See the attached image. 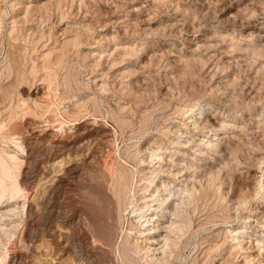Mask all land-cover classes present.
<instances>
[{
  "label": "rangeland",
  "instance_id": "obj_1",
  "mask_svg": "<svg viewBox=\"0 0 264 264\" xmlns=\"http://www.w3.org/2000/svg\"><path fill=\"white\" fill-rule=\"evenodd\" d=\"M0 134L24 189L3 207L0 254L18 264H147L145 245L155 264H264V0H0ZM124 183L154 200L143 226L128 196L119 221ZM192 184L195 199L175 194ZM90 220L118 222L119 247Z\"/></svg>",
  "mask_w": 264,
  "mask_h": 264
},
{
  "label": "bare ground",
  "instance_id": "obj_2",
  "mask_svg": "<svg viewBox=\"0 0 264 264\" xmlns=\"http://www.w3.org/2000/svg\"><path fill=\"white\" fill-rule=\"evenodd\" d=\"M51 51V50H50ZM49 54V53H48ZM58 60V59H57ZM5 90V89H4ZM3 96V95H2ZM45 98V97H44ZM1 102H3V101H1ZM62 117V116H61ZM60 118V117H59ZM88 118V117H87ZM48 119V118H47ZM61 119V118H60ZM70 119V118H69ZM38 120V119H37ZM95 120V119H94ZM47 122H48V120H47ZM57 122H60V121H57ZM62 122H63V120H62ZM56 123V122H55ZM78 123V122H77ZM90 123V122H89ZM88 123V124H89ZM62 124V123H61ZM74 124V123H73ZM81 124V123H80ZM11 125V124H10ZM39 125V124H38ZM49 125V124H48ZM65 125V124H64ZM63 125V126H64ZM68 125V124H67ZM56 126V125H55ZM17 127V126H16ZM60 127V126H59ZM104 127V126H103ZM47 128V127H46ZM54 128V127H53ZM99 128V127H98ZM62 130H63V128H61ZM68 129V128H67ZM92 129V128H91ZM73 130V129H72ZM95 130V129H94ZM103 130H104V128H103ZM34 131V130H33ZM57 131V130H56ZM64 131V130H63ZM62 131V132H63ZM71 131V130H70ZM89 131V130H88ZM91 131V130H90ZM43 132V131H42ZM39 133V134H43V133ZM65 133H66V130L64 131ZM75 132V131H74ZM78 132V131H77ZM30 133V132H29ZM28 133V134H29ZM70 133V132H69ZM90 133V132H89ZM107 133V132H106ZM56 134V133H55ZM59 134V133H58ZM64 134V133H63ZM72 134V133H71ZM1 135V134H0ZM29 135H31V134H29ZM32 135H33V132H32ZM54 135V134H53ZM53 135H52V137H53ZM83 135H85V134H83ZM101 135V134H100ZM34 136V135H33ZM50 136V135H49ZM65 136V135H64ZM76 136V135H75ZM79 136V135H78ZM62 137V136H61ZM106 137H107V135H101V137L100 138H102L104 141H105V139H106ZM45 138V137H44ZM63 138V137H62ZM62 138H61V141H62ZM76 138V137H75ZM80 138H81V135H80ZM27 139V138H26ZM77 139V138H76ZM56 140V139H55ZM64 140V139H63ZM75 140V139H74ZM98 140H101V139H98ZM102 140V141H103ZM23 141V140H22ZM79 141V140H78ZM101 141V142H102ZM26 142H28L29 143V141L27 140ZM77 142V141H76ZM21 143V142H20ZM25 143V142H24ZM48 143V142H47ZM30 144V143H29ZM111 144V143H110ZM107 145V144H106ZM26 146V145H25ZM24 146V147H25ZM57 145L56 144H54V148L56 147ZM72 146V145H71ZM23 147V148H24ZM77 147V146H76ZM64 148H68L70 151H72L73 149H71V148H69V146L68 145H65L64 146ZM25 150H26V147L24 148ZM23 149V150H24ZM60 149V148H59ZM101 149V148H100ZM45 150V149H44ZM80 150V149H79ZM99 150V149H98ZM26 152V151H25ZM80 152V151H79ZM78 152V153H79ZM99 152V151H98ZM109 152V151H108ZM1 153V152H0ZM92 153V152H91ZM85 154V153H84ZM90 154V153H89ZM100 154V153H99ZM13 155V154H12ZM111 155V154H110ZM46 156V155H45ZM63 156V155H62ZM69 156V155H68ZM94 156V155H93ZM14 156H10V158H13ZM15 157H18V156H16V154H15ZM24 157V156H23ZM81 157V156H80ZM79 157V158H80ZM108 157V156H107ZM19 158V157H18ZM63 158V157H62ZM82 158V157H81ZM110 158V157H109ZM64 159V158H63ZM62 159V160H63ZM87 159V158H86ZM100 159H101V157H100ZM13 160V159H12ZM20 160V159H19ZM19 160H18V162H19ZM43 160V159H42ZM65 160V159H64ZM89 160V159H88ZM91 160V159H90ZM104 160V159H103ZM41 161V160H40ZM9 161L7 160V158L5 157V156H0V226L2 225V224H4V222L2 221L3 220V218H4V216H6L7 217V215H8V213L9 212H15L14 210L16 209V208H6V209H3V207L4 206H9L10 205V203L12 202V201H14V200H16L20 195H21V193L23 192V187H22V185H20L19 184V179L17 178V177H15V176H13V174H12V172H11V168L13 167H11L10 168V166H9V163H8ZM21 162V161H20ZM64 162V161H63ZM71 162V161H70ZM80 162V161H79ZM25 163V162H24ZM51 163V162H50ZM76 163V162H75ZM95 163V162H94ZM97 163H99V162H97ZM144 163H145V161H144ZM20 164V163H19ZM53 164V163H52ZM71 164V163H70ZM82 164V163H81ZM101 164V163H100ZM105 164H107V163H105ZM13 165H15V164H13ZM18 165V164H17ZM31 165V164H30ZM42 165V164H41ZM46 165V164H45ZM49 165V164H48ZM98 165V164H97ZM20 167H21V165H19ZM52 166V165H51ZM58 166H59V164H58ZM69 166V163H68V165H67V167ZM106 166V165H105ZM41 167V166H40ZM92 167V166H91ZM101 167V166H100ZM100 167H97V168H99V170H100ZM53 169H55L54 167H52ZM51 168V169H52ZM94 168H95V166H94ZM102 168H104V167H102ZM101 168V171H102V178L107 182L108 180H110L109 178H108V176H110V175H108V171H106V170H108V168H106V169H102ZM16 169V168H15ZM49 169H50V167H49ZM19 170V169H18ZM27 170V169H26ZM63 170V169H62ZM13 171H14V169H13ZM21 171V170H20ZM52 171V170H51ZM64 171V170H63ZM68 171H69V173H73L74 171H75V168H71V167H69L68 168ZM24 172V171H23ZM108 172V173H107ZM15 173V172H14ZM59 173V172H58ZM16 174H18V173H16ZM57 174V173H56ZM80 174V173H79ZM114 174V173H113ZM119 174V173H118ZM117 174V175H118ZM21 175V174H20ZM54 175V174H53ZM231 175V174H230ZM57 176H59V174L57 175ZM69 176V175H68ZM71 176V175H70ZM75 176H77V175H75ZM60 177V176H59ZM87 177H89V176H87ZM121 177H123L122 175H121ZM153 176H151V178H152ZM112 178V177H111ZM33 179V178H32ZM44 179V178H43ZM55 179V178H54ZM150 179V178H149ZM148 179V182L149 181H152V180H149ZM56 180V179H55ZM92 180V179H91ZM112 180V179H111ZM143 180V179H142ZM41 181V180H40ZM115 184L116 185H119L120 186V181H118V178H115ZM29 182V181H28ZM122 182V181H121ZM141 182V181H140ZM153 182H154V180H153ZM53 183H54V180H53ZM58 183V182H57ZM96 183V182H95ZM109 183V182H108ZM108 183H106V184H108ZM128 183V182H127ZM202 183H203V181H202ZM56 184V183H55ZM145 184V183H144ZM194 184H195V182H194ZM194 184H192L191 185V188H180V190L179 191H176L175 192V194L176 195H185V194H187L191 199H195V197H196V195H195V192H196V184L194 185ZM57 185V184H56ZM67 185V184H66ZM97 185V184H96ZM150 185V184H149ZM149 185H145V186H142L143 188V190H145V191H149L150 189H149ZM64 186V185H63ZM94 186V185H93ZM105 186V185H104ZM117 187V189L115 188V191L113 192L114 193V196H115V198H116V200H117V203H118V209H119V211H121V213H120V215H118L119 216V221L122 219V218H124V216H123V213H125L124 211H127L128 210V208L126 207L124 210L122 209V204H121V200H123L124 198H126L127 196H126V193L124 192V190H125V187H126V184L124 183V185L122 186V187ZM59 187V186H58ZM97 187V186H96ZM95 187V188H96ZM102 187V186H101ZM108 187V186H107ZM113 187V186H112ZM30 188V187H29ZM93 188V187H92ZM28 189V188H27ZM56 189H58V188H56ZM99 189V188H98ZM97 189V190H98ZM109 189H110V187H109ZM167 189V188H166ZM201 189V188H200ZM90 190V189H89ZM142 190V191H143ZM171 189H169V191H170ZM64 191V190H63ZM95 191V190H94ZM105 191H106V189H105ZM144 191V192H145ZM157 191V190H156ZM230 191V190H229ZM51 192V191H50ZM56 192V190L54 189L53 190V193H55ZM99 192V191H98ZM131 192V191H130ZM135 192H138V191H135ZM140 192V191H139ZM138 192V193H139ZM152 192V191H151ZM171 192V191H170ZM99 193H101V192H99ZM107 194H108V192H106ZM129 193V192H128ZM127 193V194H128ZM133 192H131L130 194H132ZM52 194V193H51ZM67 194V193H66ZM103 194V193H102ZM134 194V193H133ZM151 194V193H150ZM59 195V194H58ZM108 195H110V194H108ZM137 195V194H136ZM136 195H132V197L133 196H136ZM152 195H155V192H153L150 196H152ZM24 196V195H23ZM126 196V197H125ZM145 196V195H144ZM143 196V199L144 198H146V197H144ZM44 197H45V195H44ZM62 197V196H61ZM102 197V196H101ZM142 197V196H141ZM153 197V196H152ZM48 198V197H47ZM52 198V197H51ZM59 198V197H58ZM65 198V197H64ZM69 198V197H68ZM127 198H129V199H127V201H129L128 202V205H133L134 206V208L131 210V211H129V214L130 213H132V214H136V216L135 217H138V222L140 223V225L141 226H143L144 224V222H148V221H150V219L149 220H145L144 222H142V219L144 218V217H147L148 216V214H145V212L147 211V210H149L150 209V206L152 205H150V202H152V201H154V200H145V205H143V204H141V205H139V204H134V198H136V197H134V198H131V197H127ZM181 199H183V197H180ZM41 200H43V199H41ZM48 200V199H47ZM69 200V199H68ZM67 200V201H68ZM108 200V199H107ZM136 200H138V199H136ZM141 200V199H140ZM139 200V201H140ZM166 200V199H165ZM46 201V200H45ZM49 201V200H48ZM51 201V200H50ZM59 201V200H58ZM57 201V202H58ZM61 201H62V199H61ZM60 201V202H61ZM64 201V200H63ZM66 201V202H67ZM138 201V202H139ZM107 202V201H106ZM123 202V201H122ZM137 202V201H136ZM190 202V201H189ZM15 203V202H14ZM17 203V202H16ZM15 203V204H16ZM65 203V202H64ZM86 203H87V201H86ZM182 203H185L186 204V201L185 200H182ZM239 203V202H238ZM49 204V203H48ZM52 204V203H51ZM109 204V203H108ZM115 204V203H114ZM181 204V202H179L178 204H176V205H180ZM237 204V203H236ZM14 205V204H13ZM25 205V204H24ZM24 205H23V208H24ZM47 205V204H46ZM60 205V204H59ZM111 205V204H110ZM28 206V205H27ZM53 206V205H52ZM127 206V205H126ZM15 207V206H14ZM30 207V206H29ZM56 207V206H55ZM62 207V206H61ZM65 207V206H64ZM88 207V206H87ZM157 207H160V206H157ZM2 208V209H1ZM22 208V207H21ZM27 208V207H26ZM25 208V209H26ZM40 209V208H39ZM47 209V208H46ZM53 209V208H52ZM60 209V208H59ZM62 209H64L63 207H62ZM112 209H114V208H112ZM117 209V210H118ZM165 209H167V208H165ZM43 210V209H42ZM107 210V209H106ZM115 210V209H114ZM23 211V210H22ZM59 211V210H58ZM118 211V212H119ZM174 215H176V214H178V217H180V212H182L181 210H180V208L179 207H175V208H173L172 210H170ZM25 212V211H24ZM23 212V213H24ZM52 212V211H51ZM50 212V213H51ZM63 212V211H62ZM83 212V211H82ZM89 212V211H88ZM117 212V213H118ZM39 213V212H38ZM38 213L36 212V214H37V216L39 217L40 215H38ZM49 213V214H50ZM64 213H65V211H64ZM63 213V214H64ZM18 214V213H17ZM33 214L35 215V212H33ZM56 213L54 212V215H55ZM98 214V213H97ZM67 215V214H66ZM92 215V214H91ZM90 215V216H91ZM157 215V214H156ZM166 214H163V216H165ZM12 216V215H11ZM17 216V215H16ZM58 216V215H57ZM60 216V215H59ZM85 216V215H84ZM109 216V215H108ZM9 217V216H8ZM72 217V216H71ZM93 217V216H92ZM95 217V216H94ZM116 217H117V215H116ZM155 217V216H154ZM44 218V217H43ZM86 218V217H85ZM118 218V217H117ZM181 218V217H180ZM35 219V218H34ZM73 219V218H72ZM76 219V218H75ZM92 219V218H91ZM98 219H99V217H98ZM207 219V218H206ZM5 220V219H4ZM57 220V219H56ZM65 220V219H64ZM74 220V219H73ZM77 220H78V218H77ZM86 220V219H85ZM88 220V219H87ZM93 220H95L94 218H93ZM101 220V219H100ZM100 220H98V221H100ZM103 220V219H102ZM124 220V219H123ZM180 220V219H179ZM191 220V219H190ZM188 221L187 223H189V225H186V226H190L191 227V225L190 224H192L191 222H192V220L191 221ZM16 221V220H15ZM43 221V220H42ZM48 221V220H47ZM81 221H82V219H81ZM97 221V222H98ZM117 221V220H116ZM180 221H182V223H183V218H181V220ZM1 222H3V223H1ZM59 222V221H58ZM78 222V221H77ZM90 222H91V220H90ZM93 222V221H92ZM91 222V223H92ZM96 222V223H97ZM103 222V221H102ZM210 222V221H209ZM212 222V221H211ZM7 223V222H6ZM73 223V221L71 222V224ZM85 223H87V222H85ZM90 223V225H92ZM94 223L93 222V225L92 226H88V227H86L88 230L90 229V227L92 228V231H93V234H94V239H95V241L94 242H96V243H98L99 244V246L101 245L103 248L104 247H106L107 248V246H108V248L109 247H115V242H114V235L113 234H115L116 233V229L118 228L117 226H119L118 225V222H116V224H115V226H112V228H110L109 229V231L108 232H106V231H104V230H102V227H100L98 224H100V223ZM185 223V222H184ZM16 224V223H15ZM25 224V223H24ZM51 224V223H50ZM107 224H109L108 222H107ZM86 225V224H85ZM101 225V224H100ZM112 225V224H111ZM25 226V225H24ZM52 226V225H51ZM63 226V225H62ZM70 226H72V225H70ZM76 226H78V225H76ZM217 226V225H216ZM6 226H5V224H4V226H1L0 227V229H1V231H3V234L4 233H6L7 234V232L8 231H6V228H5ZM54 228V227H53ZM69 228V227H68ZM74 228V227H73ZM82 228V227H81ZM170 232H176V234H178V233H185L186 232V230L188 229V227H184V225H176V222H174V221H171V223H170V225L169 226H167L166 227ZM17 229V228H16ZM21 229H22V227H21ZM25 229V228H24ZM49 229V228H48ZM51 229V228H50ZM55 229H56V227H55ZM58 229H60L59 227H58ZM78 230V229H77ZM120 230V229H119ZM61 231V230H60ZM87 231V230H86ZM92 231H88V233L89 232H92ZM50 232H52V231H50ZM11 235H12V232L10 231L9 232ZM53 233V232H52ZM60 233V232H59ZM74 233V232H73ZM87 233V234H88ZM118 233V232H117ZM140 233V232H139ZM2 234V235H3ZM24 234V233H23ZM58 234V233H57ZM67 234V233H66ZM9 235V234H8ZM7 235V236H8ZM21 235H22V233H21ZM71 235V234H70ZM70 235H68V236H70ZM91 235V234H90ZM119 235V234H118ZM127 236H125V238L127 239L129 236H128V234H126ZM25 236V235H24ZM88 236V235H87ZM2 237V236H1ZM16 237V236H15ZM18 237V236H17ZM83 237V236H82ZM240 237H245V236H240ZM8 238V237H7ZM6 238V240L8 241V239ZM51 238V237H50ZM53 238H54V235H53ZM121 238V237H120ZM1 239V238H0ZM15 240L17 239L18 240V238H14ZM19 239H20V237H19ZM60 239V238H59ZM93 239V238H92ZM117 239H118V237H117ZM151 239H154V238H151ZM26 239L24 238V241H25ZM176 239H172V238H170L169 236H164V238H163V246L161 247L162 249H163V255L165 256V255H167V253L168 252H170L171 251V248H172V246L173 245H175L176 244V241H175ZM23 241V242H24ZM54 241H57L56 239H54ZM13 242H16V241H13ZM20 242V241H19ZM22 242V243H23ZM154 242V241H153ZM153 242L151 243V244H153ZM21 243V242H20ZM27 243H28V241H27ZM65 243V242H64ZM81 243V242H80ZM116 243H118L117 242V240H116ZM239 243H240V240H239ZM2 244V243H1ZM1 244H0V247H1ZM24 244H26V243H24ZM56 244H57V242H56ZM62 244V243H61ZM68 244H70V243H68ZM241 244V243H240ZM55 245V244H54ZM66 245H67V243H66ZM65 245V246H66ZM118 245V244H117ZM116 245V246H117ZM8 246V245H7ZM6 246V247H7ZM57 246H59L58 244H57ZM56 246V247H57ZM6 247H5V249H6ZM61 247V246H60ZM76 247V246H75ZM117 247H119V246H117ZM116 247V248H117ZM55 248V247H54ZM63 248H64V245H63ZM62 248V249H63ZM99 248V247H98ZM145 248H146V250H145V252L143 253V254H145L144 256H143V258L142 259H144L145 260V262L147 263V264H155L156 263V261H158V262H161L162 263V258L161 257H159V258H155V256H156V254H150V251H153V252H156L157 250H159L160 248H151V246H147V245H145ZM62 249L61 248H56V251H55V249H54V251H55V254L57 255V256H59V254H60V252L62 251ZM110 249V248H109ZM111 249H113V248H111ZM110 249V250H111ZM106 250V249H105ZM72 251V250H71ZM118 251V250H117ZM142 251V250H141ZM144 251V250H143ZM62 252H64V250L62 251ZM84 252V251H83ZM138 252L140 253V250H138ZM3 253V252H2ZM5 253V252H4ZM8 253H10V252H8ZM13 253H16V252H13ZM81 254H82V252H81ZM8 255V254H7ZM14 255V254H13ZM17 255V254H16ZM23 255V254H22ZM61 255V254H60ZM80 255V254H79ZM78 255V256H79ZM21 256V255H20ZM19 256V257H20ZM60 257V256H59ZM59 257H56L54 260H53V264H65L64 262H61L60 260H59ZM81 257H82V255H81ZM81 257H79V258H81ZM90 257V256H89ZM88 257V258H89ZM95 257V256H94ZM214 257V256H213ZM21 258V257H20ZM17 259H19V258H16L15 257V255L14 256H5V255H1L0 254V264H18V261H17ZM26 259V258H25ZM44 259V258H43ZM98 259V258H97ZM21 260V259H20ZM19 260V261H20ZM23 261V260H22ZM25 261L26 260H24V263H25ZM38 261V260H37ZM36 261V262H37ZM43 261V260H42ZM93 261V260H92ZM47 261H45V263H46ZM72 262V261H71ZM82 262V261H81ZM90 262V261H89ZM93 262H95V260L93 261ZM31 263H32V261H31ZM43 263V262H42ZM48 263V262H47ZM50 263V262H49ZM48 263V264H49ZM27 264V263H26ZM51 264V263H50ZM76 264V263H75Z\"/></svg>",
  "mask_w": 264,
  "mask_h": 264
}]
</instances>
